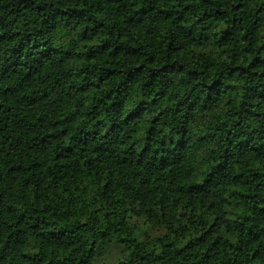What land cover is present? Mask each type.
<instances>
[{
    "label": "trees",
    "instance_id": "16d2710c",
    "mask_svg": "<svg viewBox=\"0 0 264 264\" xmlns=\"http://www.w3.org/2000/svg\"><path fill=\"white\" fill-rule=\"evenodd\" d=\"M0 264H264V0H0Z\"/></svg>",
    "mask_w": 264,
    "mask_h": 264
},
{
    "label": "rangeland",
    "instance_id": "374dc122",
    "mask_svg": "<svg viewBox=\"0 0 264 264\" xmlns=\"http://www.w3.org/2000/svg\"><path fill=\"white\" fill-rule=\"evenodd\" d=\"M152 233H160V231L153 230Z\"/></svg>",
    "mask_w": 264,
    "mask_h": 264
}]
</instances>
